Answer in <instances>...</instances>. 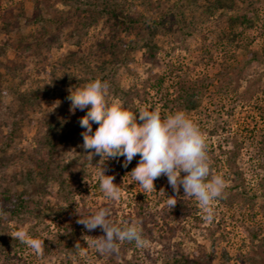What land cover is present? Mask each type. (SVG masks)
I'll return each mask as SVG.
<instances>
[{
    "label": "rangeland",
    "instance_id": "obj_1",
    "mask_svg": "<svg viewBox=\"0 0 264 264\" xmlns=\"http://www.w3.org/2000/svg\"><path fill=\"white\" fill-rule=\"evenodd\" d=\"M250 12L253 27L230 24L232 17ZM230 31L241 34L231 40L226 36ZM149 37L151 50L144 46ZM244 42L258 50L252 61L237 46ZM0 46L5 51L0 52V144L9 135L11 112L20 97H37L23 108L25 115L4 153L9 160L5 174L22 164L30 166L44 187L36 197L49 205L56 203L49 191L57 188L59 171L73 189L62 220L47 216L19 229L43 241L59 225L78 222L83 212L80 219L107 208L111 221L117 219L121 227L135 225L146 241L143 248L117 241L114 253H101L92 245L104 235L98 227L80 231L75 253L49 250L43 243L38 255L25 245L17 264H160L185 251L202 264H264V204L255 196L263 191L249 166L253 152L243 150L237 161L244 162V191L231 187L234 176L217 148L226 147L223 138L239 132L244 123L252 127L257 122L264 132V111L257 108L264 88V57L259 54L264 46V0H236L231 7L215 9L205 0H0ZM95 79L108 83L109 102L125 107L132 102L134 112L152 106L162 118L182 111L198 126L208 154L216 157L210 176L225 181L224 196L211 204V221L204 218L197 199L184 195L181 187L174 192L166 176L154 180L155 190L144 191L123 166L122 156L101 165L102 158L81 180H74L70 171L88 157L82 147L85 129L79 124L87 109L71 112L67 97L69 89ZM196 89L201 104L195 110H184L173 100ZM48 122L54 128L59 124V129L49 130ZM92 127L94 132L97 125ZM247 137L251 140L253 134ZM45 138L62 142L51 160L40 165L34 158ZM132 161L130 166L136 156ZM100 165L119 186L118 200L106 197L97 185ZM171 198L183 199L190 213L175 218L167 204ZM139 202L143 217L136 214ZM0 264L9 262L0 256Z\"/></svg>",
    "mask_w": 264,
    "mask_h": 264
},
{
    "label": "clouds",
    "instance_id": "obj_2",
    "mask_svg": "<svg viewBox=\"0 0 264 264\" xmlns=\"http://www.w3.org/2000/svg\"><path fill=\"white\" fill-rule=\"evenodd\" d=\"M108 88L107 82L95 79L83 87L69 89L70 111L87 109L79 124L85 129L81 133L82 147L89 161L98 155L100 160L103 158V165L106 160L122 156L123 166L127 167L139 155L136 167L130 172L133 181L144 191H152L154 180L166 176L173 191L179 192L182 186L184 195L195 197L204 210V218L211 221L214 214L211 204L222 198L225 181L219 175L209 178L207 144L198 126L182 111L164 118L157 109L130 111L123 103L106 99ZM93 124L97 125L94 132ZM101 165L97 173L100 189L109 199L118 200L120 188L113 183V176L104 174L106 169ZM176 202L171 198L167 204L173 208ZM78 223L90 231L98 227L103 231L104 235L92 241L101 253H114L117 241L134 243L138 248L146 243L142 231L135 225L116 226L109 219L107 208L79 219ZM13 238L42 255L44 242L25 230L15 231Z\"/></svg>",
    "mask_w": 264,
    "mask_h": 264
},
{
    "label": "trees",
    "instance_id": "obj_3",
    "mask_svg": "<svg viewBox=\"0 0 264 264\" xmlns=\"http://www.w3.org/2000/svg\"><path fill=\"white\" fill-rule=\"evenodd\" d=\"M206 5L209 9L231 7L236 3V0H205ZM248 14V15H247ZM242 16H235L230 19V24L234 26L239 24L240 26L251 28L254 25V13L250 12ZM155 26H152L151 29H154ZM152 32V30H151ZM150 32V33H151ZM154 34L153 32L151 35ZM229 39L234 40L238 34L234 31L228 33ZM145 47L148 50H151V47L154 43L151 41V37L147 39L144 43ZM247 52V61H252L256 58L258 52L257 49L249 48L248 43L244 42L240 45ZM0 52L4 53V48L0 46ZM259 54L264 57V46L259 50ZM1 64V63H0ZM1 76V75H0ZM262 93L260 96L261 105H258L257 108L260 111H264V88L261 89ZM35 94L28 95L27 97L21 96L18 102V108L11 112L13 117L11 120V128L9 130V135L6 137L5 141L0 144V256H3L5 261L9 264H17L20 261L21 254L25 248L26 244L20 243L17 239H14V233L17 230H20L19 227L25 223L37 224L42 221L47 216H52L56 221L62 220L64 218L65 203L69 196L72 193V186L69 184L68 177L65 176L62 172H58L55 176L56 180V189L49 191L51 197L56 201L54 205H49L39 199L38 194L44 192L43 183L36 178V175L33 169L26 164H22L20 168L15 169L9 174H5L4 170L9 162L5 157L4 153L7 147L11 144V140L16 130L18 129V122L21 120V117L25 115L23 108L29 103L34 102L36 99ZM175 103L184 110H195L201 104V97L198 94V91H186L185 95H178L173 97ZM259 101V102H260ZM128 103L127 109L134 111L135 107L132 102ZM147 108V107H146ZM155 107H149L148 109H154ZM10 115V113H8ZM261 116V114L259 115ZM139 122V120H138ZM48 129H59V124L54 128V123L48 122ZM247 133H252L253 137L251 140L247 139ZM248 141H245L246 139ZM222 144H218L217 148L220 150L221 154L224 155V166L227 167L228 173H231L234 177L232 179V188H245V179H244V168L243 163H237L238 158L241 156V152L245 150L246 152L252 151L253 154L249 155L251 158L250 167L253 169L252 172L255 176L256 186L258 189H261L263 192L258 196L261 199V204H264V132L262 129L257 126V122L252 127H249L248 124L244 123L239 130L233 136H226L223 138ZM254 140V141H253ZM62 141H51L49 138H45L44 141H41L38 147V151L35 154V161L40 165H46L49 160H51L54 150L57 146V143ZM210 171L216 166L214 163V157L212 153L208 154ZM102 159V158H101ZM100 157L94 155L92 160L89 161L88 157L83 156L82 160L79 162L75 168L70 171L71 175L74 177L75 181L81 180L90 172V166H97L99 164ZM136 161L132 166L129 164L127 167L132 170L136 167L139 161V155L136 156ZM133 161L130 162L132 164ZM124 164V162L122 163ZM68 165H64L63 168L66 169ZM184 175V173L182 174ZM211 178V176L209 177ZM99 185V179L96 181ZM95 183V184H96ZM182 188V186H181ZM183 189V188H182ZM245 191V190H244ZM244 194H247L244 192ZM224 196V195H223ZM222 196V197H223ZM34 204V207L32 205ZM143 203H137L136 214L141 216V210L144 208ZM170 212L173 213L175 218L180 216H186L190 213V208L187 207L183 199L177 200L175 206L170 209ZM85 216L83 212L82 215ZM82 217V218H83ZM143 217V216H141ZM12 221L13 225H10L9 222ZM116 226L121 227L122 225L117 222V219L112 221ZM84 225L78 223L77 221L71 224H61L58 226L56 233L52 234L51 237H43L44 243L48 244V249L52 250L53 248L58 251H66L67 254L75 253L77 248L76 245H79L78 235L80 231H86ZM66 264H69L67 261ZM160 264H202L197 259L191 257L187 251L173 254L163 259Z\"/></svg>",
    "mask_w": 264,
    "mask_h": 264
}]
</instances>
